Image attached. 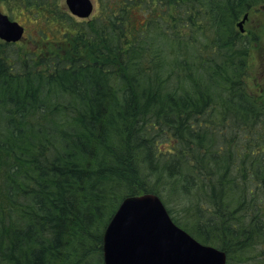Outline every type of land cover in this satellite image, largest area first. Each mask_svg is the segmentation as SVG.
I'll return each instance as SVG.
<instances>
[{
    "label": "trees",
    "instance_id": "1",
    "mask_svg": "<svg viewBox=\"0 0 264 264\" xmlns=\"http://www.w3.org/2000/svg\"><path fill=\"white\" fill-rule=\"evenodd\" d=\"M3 1L66 28L44 55L0 39V264H105L107 224L145 193L227 264H264V101L238 27L264 0H97L88 19Z\"/></svg>",
    "mask_w": 264,
    "mask_h": 264
},
{
    "label": "water",
    "instance_id": "2",
    "mask_svg": "<svg viewBox=\"0 0 264 264\" xmlns=\"http://www.w3.org/2000/svg\"><path fill=\"white\" fill-rule=\"evenodd\" d=\"M70 13L88 19L92 0H66ZM248 14L238 23L241 32ZM25 27L0 12V39L17 43ZM105 264H227V254L202 243L179 226L163 200L154 193L125 197L106 226L103 238Z\"/></svg>",
    "mask_w": 264,
    "mask_h": 264
},
{
    "label": "rangeland",
    "instance_id": "3",
    "mask_svg": "<svg viewBox=\"0 0 264 264\" xmlns=\"http://www.w3.org/2000/svg\"><path fill=\"white\" fill-rule=\"evenodd\" d=\"M92 1L94 11L89 18L98 12L97 0ZM59 2L68 10L66 0H59ZM0 12L8 14L25 27L23 38L15 46L24 52L35 51L40 55L49 54L52 50L55 51L61 42L66 26L57 20L48 21L43 14H34V12L37 13L35 8L28 9L24 4H10L0 0ZM244 28L245 32L254 39L249 57L247 87L253 95L264 101V9L250 12ZM170 205L169 203L167 206Z\"/></svg>",
    "mask_w": 264,
    "mask_h": 264
}]
</instances>
